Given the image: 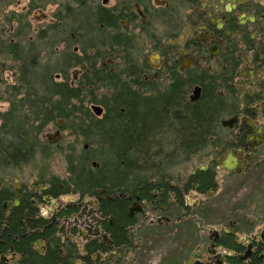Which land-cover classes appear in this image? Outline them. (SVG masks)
<instances>
[{
  "label": "flooded vegetation",
  "instance_id": "obj_1",
  "mask_svg": "<svg viewBox=\"0 0 264 264\" xmlns=\"http://www.w3.org/2000/svg\"><path fill=\"white\" fill-rule=\"evenodd\" d=\"M8 72L17 83L1 91ZM115 89L176 99L179 119L207 109V132L191 150L165 135L174 162L127 190L70 170L67 185L6 181L63 141L84 94L113 93L91 101L85 116L103 114L84 136L115 141ZM2 101L0 149L26 137L18 155L33 158L0 167V264H264V0H0Z\"/></svg>",
  "mask_w": 264,
  "mask_h": 264
},
{
  "label": "trees",
  "instance_id": "obj_2",
  "mask_svg": "<svg viewBox=\"0 0 264 264\" xmlns=\"http://www.w3.org/2000/svg\"><path fill=\"white\" fill-rule=\"evenodd\" d=\"M68 98L74 101L79 95L71 92ZM139 102L146 101H134L132 95L126 91L115 95V115L113 122L109 123V130L115 131V141L112 142V147L109 146L115 151V160L113 163H108V160L103 162V157L107 158L103 154L91 158L81 157L76 163L72 161L70 171L74 173L78 183H97L102 186L111 183L115 184V190H127L128 187L144 183L149 173L158 172L160 167L174 162L175 157L165 153L170 150L175 151L179 141L174 139L170 141L165 135L176 137L183 134L185 150H191L189 147L200 142L201 138L198 136L207 132L210 112L207 109H184L182 118L179 119L178 109L170 106V103H175L176 99L165 97L159 101L147 100L144 108ZM30 143L26 137L17 143L8 142L6 153L0 149V167H19L22 163H28L33 157L25 153L18 155V152L21 148L20 144L22 150L29 151ZM40 149L46 151L47 148L41 145ZM156 151L163 153L159 154ZM96 157L102 160V169L99 172L88 170V161Z\"/></svg>",
  "mask_w": 264,
  "mask_h": 264
},
{
  "label": "rangeland",
  "instance_id": "obj_3",
  "mask_svg": "<svg viewBox=\"0 0 264 264\" xmlns=\"http://www.w3.org/2000/svg\"><path fill=\"white\" fill-rule=\"evenodd\" d=\"M42 69L40 70V86L42 85ZM18 76L14 74H10L8 72L6 80H4L1 84V91H4V89L7 86L16 85ZM126 79V76H122L120 80L124 81ZM31 82L29 81V85ZM41 92V91H40ZM118 93V90L115 89V95ZM10 97V94L5 95L4 99ZM87 96V97H86ZM39 97L41 98V101H47L44 94L41 92L39 94ZM113 98V93H108L107 91H98L93 94H84V96L81 97V100H83L85 103V107L83 108L81 104L74 102V107L71 109L69 108L68 111H70L69 117L63 122L64 126V139L62 142H60L57 146H54V148L51 150L49 149L48 152H45L44 155H39L33 162H31L29 165L24 167L23 169H18L14 172V175H11L10 177H7V182H11L13 184H19V185H25L30 183H39L42 184V182L49 181L52 178H57L58 184L67 185V179L69 170L72 167V161H77L79 157H82V154H80V151L83 150L84 146L87 144L90 146L91 155L95 156L97 155V150L101 148L105 156L107 158L103 157V162L107 161L108 163H113L115 160V154L114 150H112L109 146L112 147V141L107 139H103L100 136V132L94 131L92 136H84L86 133V129L90 127V125H94L98 119L94 114L90 111V117L85 116L87 115L88 111L91 106V101L96 99L99 102H109ZM78 107V108H77ZM82 107V108H81ZM10 108V105L8 103H0V111L6 112ZM67 111V108L64 109ZM84 118V123L81 121V119ZM42 121H45L43 119ZM45 124V123H44ZM52 128V125H48L45 128V131L43 130L40 136V143L41 145H48L47 140L43 139L42 136L44 133H46L47 129ZM114 137V135H111ZM85 137V138H84ZM103 139V140H102ZM106 141V144L104 142ZM110 142V143H108ZM108 143V144H107ZM79 153V154H78ZM77 154V155H76ZM97 162H101L102 160L100 158H97ZM111 161V162H110ZM1 181V179H0Z\"/></svg>",
  "mask_w": 264,
  "mask_h": 264
},
{
  "label": "water",
  "instance_id": "obj_4",
  "mask_svg": "<svg viewBox=\"0 0 264 264\" xmlns=\"http://www.w3.org/2000/svg\"><path fill=\"white\" fill-rule=\"evenodd\" d=\"M93 111H94V113H95V115L97 116V117H100V116H102V114H103V110L100 108V107H93ZM59 140L58 139H55V141H53L54 143H56V142H58Z\"/></svg>",
  "mask_w": 264,
  "mask_h": 264
}]
</instances>
